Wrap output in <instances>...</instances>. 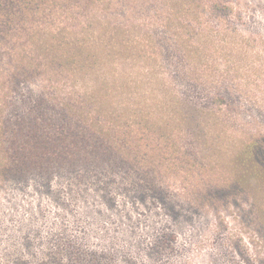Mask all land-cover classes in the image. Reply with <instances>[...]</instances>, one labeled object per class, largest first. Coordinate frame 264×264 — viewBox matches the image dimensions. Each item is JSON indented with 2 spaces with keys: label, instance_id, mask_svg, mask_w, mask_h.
I'll return each mask as SVG.
<instances>
[{
  "label": "rangeland",
  "instance_id": "rangeland-1",
  "mask_svg": "<svg viewBox=\"0 0 264 264\" xmlns=\"http://www.w3.org/2000/svg\"><path fill=\"white\" fill-rule=\"evenodd\" d=\"M202 1L120 3L57 35L114 44L105 67L97 45L59 54L82 56L76 85L110 96L145 151L113 167L95 158L107 142L80 131L70 156L26 159L25 178L4 169L0 264H264V0ZM122 51L113 91L103 78ZM4 162L22 171L14 153Z\"/></svg>",
  "mask_w": 264,
  "mask_h": 264
},
{
  "label": "trees",
  "instance_id": "trees-1",
  "mask_svg": "<svg viewBox=\"0 0 264 264\" xmlns=\"http://www.w3.org/2000/svg\"><path fill=\"white\" fill-rule=\"evenodd\" d=\"M137 1L0 0V54H3L0 58L1 63L5 59L7 61L5 67L0 68V173L5 169L14 178H25L27 172L32 170L26 167V159L32 157L36 164L33 158L37 156L47 159L48 155L59 156L56 150L61 146L68 151L65 156H70V147L80 149L81 142L89 141L86 140L88 136L79 137L80 131L96 136L102 142L99 145L107 142L104 146L108 155L99 158L97 153L95 158L113 163V167L121 165L119 154L131 160L134 153L139 155L145 151L144 142L135 141V127L130 122L122 125L121 121L113 118L114 105L103 102L109 100L110 96L100 95L104 99L93 102L87 95H97L95 88L89 93L76 85V71H83L79 68L82 56L75 53L68 58L59 54L63 47L74 46L73 49L82 51L83 48L97 45L105 67L114 44H107L104 40L89 43L85 40L70 42L65 38H57L71 24L91 22L100 12H114V7L120 3L135 4ZM207 1H210L215 11L229 9V4L219 0ZM82 16L86 17L83 22L80 21ZM113 43L115 46L120 44ZM32 52H36V56L31 55ZM113 54L119 56V60L111 62L114 74H109L103 80L108 88L113 86L109 89L114 91L126 75V70H121L122 55L126 52ZM145 71V75H151V70ZM15 93H18V98ZM120 110L130 111L132 104H123ZM15 129L20 134L10 136ZM21 144L27 150H19ZM13 153L20 158L22 164L19 168L23 172L6 169L4 161ZM253 153L257 158L262 157L264 163V149L258 145ZM30 165L31 162L27 166Z\"/></svg>",
  "mask_w": 264,
  "mask_h": 264
}]
</instances>
